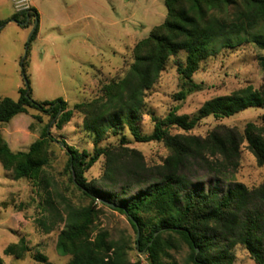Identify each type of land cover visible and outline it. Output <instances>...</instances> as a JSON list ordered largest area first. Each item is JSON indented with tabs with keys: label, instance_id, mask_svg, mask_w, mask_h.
I'll use <instances>...</instances> for the list:
<instances>
[{
	"label": "trees",
	"instance_id": "1",
	"mask_svg": "<svg viewBox=\"0 0 264 264\" xmlns=\"http://www.w3.org/2000/svg\"><path fill=\"white\" fill-rule=\"evenodd\" d=\"M165 5V21L134 48L135 63L125 85L129 88L131 80L134 84L126 102L110 120L102 116L86 129L95 135L94 150L68 147L70 181L92 204L67 211L58 253L71 256L67 264H130L126 248L113 241L109 232L90 237L96 219L95 204L104 200L117 206L111 209L127 216L138 236L137 250L147 255L150 264H178L169 253L175 248V239L188 247L191 264H235L237 246L244 247L255 264H264V183L248 188L235 182L223 191L218 182L205 189L193 183L189 176L195 167L216 176L236 172L244 143L248 144L257 165L264 167V127L250 123L240 132L220 126L206 138L171 133L173 129L192 131L207 118L229 119L251 108H264V87L259 91L247 87L211 99L193 117L179 115L178 108L165 118L153 117L154 132L150 135H143L137 125L145 91L158 82L168 61L181 52L186 58L177 64L181 90L175 100L182 103L204 90L203 84L194 81V75L216 53L217 46L234 47L251 42L264 50V0H165ZM28 17L36 21L39 14L33 8L28 9L14 14L12 21L24 25ZM37 33L38 27L30 41ZM259 64L264 70V58L259 59ZM19 93L17 101L0 96V125L27 114L29 109L49 113L51 126L57 129H62L73 117L64 100L33 101L29 87L20 89ZM85 107L77 105L80 109ZM49 128L50 125L28 152L13 153L0 138L3 169L12 172L14 180L33 181L48 196L43 170L49 164L46 147L49 141H55ZM125 129L137 143H163L169 151L163 165L148 167L140 152L128 148L130 141L123 132ZM110 132L119 138V143L101 146L110 138ZM62 144L67 147L66 143ZM101 158H105L103 175L89 182L86 173ZM120 184L123 195L132 190L136 194L115 200L110 189ZM47 203L54 207L50 198ZM28 251L26 239L21 238L17 244L9 245L4 255L20 260ZM0 264H4L1 257Z\"/></svg>",
	"mask_w": 264,
	"mask_h": 264
},
{
	"label": "rangeland",
	"instance_id": "2",
	"mask_svg": "<svg viewBox=\"0 0 264 264\" xmlns=\"http://www.w3.org/2000/svg\"><path fill=\"white\" fill-rule=\"evenodd\" d=\"M0 4V96L17 101L19 90L29 87L33 101L64 100L73 111L72 119L62 129L51 126L49 113L34 109L0 125V138L13 153L28 152L49 125L55 139L46 147L49 164L43 170L49 196L31 180H14L13 173L0 164V257L4 264H67L71 256H61L57 250L59 236L66 229L67 211L92 204L70 181L68 147L92 152L95 135L86 129L102 116L110 120L126 102L134 84L131 80L129 88L125 85L135 63L134 48L165 21V0H26L25 7L33 6L39 14L38 33L33 41L30 36L35 19L30 18L27 25V21L24 25L14 22V0H0ZM216 49L194 75V81L203 84L204 90L182 103L175 100L181 90L177 64L184 62L186 54L181 52L168 61L158 82L143 95L137 124L143 135L154 132L153 117L165 118L175 108L179 115L193 117L211 99L247 87L257 91L264 87V70L259 64L264 50L251 42ZM77 105L86 107L80 109ZM250 123L264 127V108H251L229 119L207 118L192 131L173 129L171 133L206 138L220 126L243 132ZM123 132L130 141L128 148L140 152L148 167L163 165L169 156L163 143H137L128 129ZM110 135L101 146L119 143L118 137L112 132ZM241 150L236 172L216 176L195 167L189 173L191 180L205 189L218 182L223 191L235 182L248 188L259 187L264 183V167L257 165L247 143ZM104 166L105 158H101L86 173L87 180H99ZM121 186L110 189L115 200L131 198L137 192L123 195ZM48 198L53 208L47 203ZM95 205L96 219L90 237L107 231L113 241L126 248L130 264H150L147 255L137 250L138 236L127 216L100 201ZM21 238L26 239L29 247L25 257L18 260L5 256L4 250ZM174 247L169 251L174 261L191 264L188 247L179 239H175ZM234 254L235 264H255L242 246H237Z\"/></svg>",
	"mask_w": 264,
	"mask_h": 264
},
{
	"label": "built area",
	"instance_id": "3",
	"mask_svg": "<svg viewBox=\"0 0 264 264\" xmlns=\"http://www.w3.org/2000/svg\"><path fill=\"white\" fill-rule=\"evenodd\" d=\"M16 11L20 12L21 10H28V7H25L26 0H14Z\"/></svg>",
	"mask_w": 264,
	"mask_h": 264
},
{
	"label": "water",
	"instance_id": "4",
	"mask_svg": "<svg viewBox=\"0 0 264 264\" xmlns=\"http://www.w3.org/2000/svg\"><path fill=\"white\" fill-rule=\"evenodd\" d=\"M29 21H30V18L28 17V20H27V23H25L26 25L29 23ZM38 26V20L36 19V23H35V27H34V29H33V31H32V33H31V36H32V34H33V32H34V30L36 29V27ZM30 36V37H31ZM102 201V203H104V204H106L107 206H109V207H111V208H116L117 206L115 205V204H113V203H110V202H107V201H104V200H101ZM138 247H139V245H138Z\"/></svg>",
	"mask_w": 264,
	"mask_h": 264
},
{
	"label": "crops",
	"instance_id": "5",
	"mask_svg": "<svg viewBox=\"0 0 264 264\" xmlns=\"http://www.w3.org/2000/svg\"><path fill=\"white\" fill-rule=\"evenodd\" d=\"M1 8H2V4H0V9H1ZM32 8L36 10L35 7L32 6ZM16 13H19V12H18V11H15L14 14H16ZM14 14H13V16H14ZM13 16H12V17H13Z\"/></svg>",
	"mask_w": 264,
	"mask_h": 264
}]
</instances>
